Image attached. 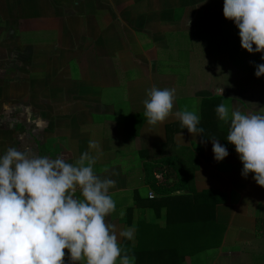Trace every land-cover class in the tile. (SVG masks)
I'll use <instances>...</instances> for the list:
<instances>
[{
	"label": "crops",
	"instance_id": "1",
	"mask_svg": "<svg viewBox=\"0 0 264 264\" xmlns=\"http://www.w3.org/2000/svg\"><path fill=\"white\" fill-rule=\"evenodd\" d=\"M47 1H12L17 22L0 31V44L41 47L16 55L10 71L0 50V154L27 145L69 163L93 157L94 173L115 181L105 222L117 231L135 225L134 242H120L135 264H264V187L240 175L228 124L214 111L224 103L264 112V75L254 76L264 61L240 47L223 0ZM20 21L49 41L24 36ZM28 60L32 84L24 82ZM153 86L175 90L174 111L195 105L203 137L171 116L147 125L142 101ZM210 138L228 151L220 162ZM164 163L180 189L150 200ZM205 191L213 194L204 208L194 206V192ZM64 252L63 264H72Z\"/></svg>",
	"mask_w": 264,
	"mask_h": 264
},
{
	"label": "clouds",
	"instance_id": "2",
	"mask_svg": "<svg viewBox=\"0 0 264 264\" xmlns=\"http://www.w3.org/2000/svg\"><path fill=\"white\" fill-rule=\"evenodd\" d=\"M222 14L238 30L240 47L260 53L264 61V0H223ZM254 69L255 77L264 75V63ZM174 93L155 86L145 90L147 125L162 124L171 116L181 129L203 137L198 109L194 105L193 110L174 111ZM214 111L228 124L225 140L242 164L240 175L252 173L255 183L264 187V112H242L234 104L230 110L224 103ZM208 140L213 159L222 161L226 147L215 138ZM94 162L88 153L69 163L61 155H41L27 145L0 154V264H63L65 249L72 264H135L130 248L120 246L122 239L134 242L135 225L117 231L105 222L115 209L109 193L115 181L95 174Z\"/></svg>",
	"mask_w": 264,
	"mask_h": 264
},
{
	"label": "rangeland",
	"instance_id": "3",
	"mask_svg": "<svg viewBox=\"0 0 264 264\" xmlns=\"http://www.w3.org/2000/svg\"><path fill=\"white\" fill-rule=\"evenodd\" d=\"M12 1H14V0H0V21L9 23L8 26L6 27L7 30H6V28L1 29L2 28L1 27L0 31L1 30H5V31L11 30L15 26L14 24L17 22V21H15L17 18V15L15 13L11 12L12 9L14 8V6L12 5L13 4ZM41 1H42V4H44V5L49 2L47 0H41ZM6 8L8 11L6 10ZM20 23H21V28H22L21 32L23 34L24 29H27V28L29 29L30 27H28L27 25H24V22L20 21ZM6 25L7 24L3 25V27H5ZM25 26H26V28H25ZM41 30H43V29H41ZM38 31H40V30H38ZM38 31L32 30L31 31V32H33L32 34H27L24 31V36L29 37L30 39L32 38V39H36V40H41V39L46 38L47 40H41V41L48 42L49 38L47 36V32H46V34H43V33L41 34V32H38ZM39 33L41 34L40 36H39ZM0 36H1V34H0ZM0 40L2 41V39H0ZM3 42L0 45L3 44L4 46H2V48H0V50H4L8 53L7 54L8 58H9L8 64L10 65L9 71L12 69L15 70L12 67L14 65H16L15 60H13V58H15L16 55L21 54V56H24V55H27V53H32L34 51L38 52V48H41V47L34 48V47H32V45L30 46L27 44L25 46H20V45L18 46L15 42H10L9 39L6 40L4 43ZM17 46L19 49L17 48ZM22 54H24V55H22ZM30 63H31V60H28L25 62V77H24L25 78V80H24L25 84L26 83L32 84L33 83L32 81L34 80L30 77L31 72H29V74L27 73L29 71Z\"/></svg>",
	"mask_w": 264,
	"mask_h": 264
},
{
	"label": "trees",
	"instance_id": "4",
	"mask_svg": "<svg viewBox=\"0 0 264 264\" xmlns=\"http://www.w3.org/2000/svg\"><path fill=\"white\" fill-rule=\"evenodd\" d=\"M164 166L168 169L167 164L164 163ZM153 178V176H152ZM166 178H170L169 177V173L166 175ZM178 183H176L175 181L173 182V184L169 185V183L167 182V184L165 186H157L155 184L154 178H153V182L151 183V187L152 189H154L158 194H169L171 192H173L174 190L176 191L177 189H180L178 186ZM213 194L210 191H205V192H194L193 194V201H194V206L196 207H200L201 209L204 208V203L201 204L202 202H204V200L209 196ZM199 202V204H198ZM213 204H212V208H211V212L212 213V209H213ZM153 255H158L160 256L161 254H153ZM163 255V254H162Z\"/></svg>",
	"mask_w": 264,
	"mask_h": 264
},
{
	"label": "built area",
	"instance_id": "5",
	"mask_svg": "<svg viewBox=\"0 0 264 264\" xmlns=\"http://www.w3.org/2000/svg\"><path fill=\"white\" fill-rule=\"evenodd\" d=\"M168 174V169L165 166L159 165L153 171V178L157 186H165L167 184L166 175ZM158 193L154 189H150L148 192V198L153 200L157 198Z\"/></svg>",
	"mask_w": 264,
	"mask_h": 264
}]
</instances>
